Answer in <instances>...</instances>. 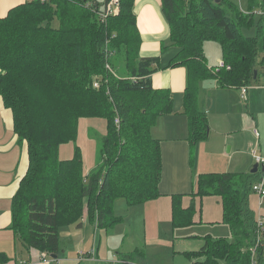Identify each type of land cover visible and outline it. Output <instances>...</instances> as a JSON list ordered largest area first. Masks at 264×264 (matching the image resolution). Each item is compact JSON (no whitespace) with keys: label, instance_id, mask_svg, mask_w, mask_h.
I'll list each match as a JSON object with an SVG mask.
<instances>
[{"label":"trees","instance_id":"obj_1","mask_svg":"<svg viewBox=\"0 0 264 264\" xmlns=\"http://www.w3.org/2000/svg\"><path fill=\"white\" fill-rule=\"evenodd\" d=\"M110 1L26 0L0 17V96L29 153L11 228L28 250L57 256L62 226L81 225L86 215L109 231L122 220L114 210L118 198L131 206L159 198L163 160L152 128L172 111L173 93L153 86L155 71L187 68L184 112L192 145L209 136L207 114L197 102L200 82L213 78L240 88L264 73V0H249L250 13L230 0H162L172 43L179 47L165 67L158 56L140 54L135 0H119L118 12L104 16ZM256 7L261 8L257 33L245 36L241 29L255 24ZM207 40L221 42L231 70L208 67ZM82 118L100 132V163L87 175L76 143ZM69 142L76 143L74 156L59 159L60 145ZM259 176L260 170L198 176L196 195L222 197L223 220L233 235L203 236L201 250L189 253L203 257L196 264H263L264 231L259 240L250 207ZM8 260L0 254V262Z\"/></svg>","mask_w":264,"mask_h":264},{"label":"crops","instance_id":"obj_2","mask_svg":"<svg viewBox=\"0 0 264 264\" xmlns=\"http://www.w3.org/2000/svg\"><path fill=\"white\" fill-rule=\"evenodd\" d=\"M25 1L0 0V17L6 16L11 8ZM134 5L137 27L142 37L141 56H158L161 66H167L177 54L179 47L172 43L170 27L162 12V0H135ZM187 74L185 66H176L158 69L151 76L155 88L167 87L173 93L172 111L161 115L152 128L153 136L161 142L163 165L165 164V156L169 157L171 165H167V177L165 170L164 172L162 170L158 187L161 192L159 198L134 206L127 205L130 208H139V213L144 212L142 215H146L145 217L153 222L154 227L144 235V243L134 246L133 249L124 248L119 252L113 247L111 256L107 255L105 259H101L100 246L97 248L94 244L92 249L90 248L87 252L79 254L77 262H91L90 264H196V262L203 260V257L197 254L189 255V253H196L201 250L205 242L203 236L222 237L219 235H230L231 227L223 220L222 197L212 194L203 197L196 195L197 178L201 173L214 171L224 173L231 170V168L227 164L225 169L216 170L212 165L218 159V156L214 155L218 154L208 153L202 149H199L198 152L197 146L193 147L189 140V118L184 112ZM261 74L264 76V73ZM211 80L204 84L211 82L218 86L221 85L217 79H215L216 81L213 79L214 82ZM227 87L237 92L241 91L242 88ZM248 93L249 86L245 96L242 95L241 91L242 99L247 100ZM197 97L200 108L203 101H206L203 89L200 90V84ZM246 110H248L247 104ZM208 133L210 135V127ZM254 159L258 164V170L261 172L263 169L261 163L258 162L257 156ZM197 160L202 167L197 166ZM206 161H208V164ZM28 167V145L24 141H19L14 131L12 109L5 106L0 96V254L6 255L9 259L8 262H0V264H20L24 261L41 264L39 255L41 252H46L38 249H26L16 238L11 228L13 223V199L20 187L22 178L27 173ZM258 198L259 203L264 199L260 196ZM258 205L255 197V204L250 202V207L255 212L256 219L262 218L264 220V211L261 206L258 211ZM115 213L117 216L122 217V220L113 226L112 231L119 224H122L125 218L118 215L116 210ZM84 218L85 221H81V225H76L79 228L83 227V232L84 230H90L89 225L86 228L84 227L89 220L86 217ZM164 222L172 225V235L168 234L162 227ZM90 223L94 228V234H97L99 228H97L96 223L94 221H90ZM224 224L229 230L227 227H223V231L227 230V232L221 233L219 231L222 228L217 230V227ZM177 226L181 229H192L177 236ZM127 230L124 227L123 235H130L134 240V237ZM229 238H232V236ZM56 257L50 256L49 260L58 259ZM221 264H225V262Z\"/></svg>","mask_w":264,"mask_h":264},{"label":"rangeland","instance_id":"obj_3","mask_svg":"<svg viewBox=\"0 0 264 264\" xmlns=\"http://www.w3.org/2000/svg\"><path fill=\"white\" fill-rule=\"evenodd\" d=\"M98 1L102 2V0ZM230 1L234 4L236 3L243 13L252 12V8L254 10V7L248 6L249 0ZM262 2L260 6H262ZM101 7L103 8V5H101ZM260 9V7L255 8V24L252 27L241 29L243 35L253 36L257 33ZM230 13L229 11L228 14L230 15ZM203 53L209 68L217 66L224 59L223 48L220 41H205L203 43ZM257 61V68L261 69L260 59H257ZM120 70L121 69H119V71ZM211 79L207 81L211 80L214 82L215 79ZM205 82L200 83V90L203 89L206 96V101H203L200 105V109L208 115L210 135L208 140H201V142L199 141V143L193 145V147L197 146L198 152L199 149H202L208 153H217L218 155L214 156H218V159L212 167L218 171L220 169H225L226 165L229 164L231 168L229 171L231 172H250L257 164L254 159L255 156L264 158V76L260 72L257 79L249 85L247 100L242 99L240 90L237 92L229 89L227 86H221L220 84V86H218L211 82L204 84ZM246 104L248 105V110H246ZM80 120L76 143L80 146L82 151L83 173L86 175L100 163V147L96 137L97 133L100 132L93 129L89 119L82 118ZM76 143L69 142L61 144L58 149L59 159L73 157ZM206 163L208 164V161H206ZM167 165H171L170 159L168 156H165V164L162 170L163 172L165 170L166 177L168 174L166 170ZM197 166L202 167L198 160ZM262 175H264L263 169L260 172V176L255 181L256 184L262 181ZM255 197L259 204L258 211L260 206L264 211V199L259 203V193L253 191L250 202L255 204ZM127 204L128 203L122 198L115 201L114 207L117 214L125 218L124 222L119 224L113 231H103L99 229L97 234H94V228L86 215L85 217L89 220L84 227L86 228L89 225L90 230H84L83 232V227H77V223L62 226L59 256L57 257L58 259H50V264H90L91 262L79 263L77 259L81 252H87L90 248L92 249L94 244L97 248L100 246L101 259H105L107 255L111 256L113 247L120 252L124 248L129 250L133 249L134 246L143 244L144 235L149 233V230L154 227L153 222L149 221V218L145 217L146 215H142L144 212L139 213V208H130ZM136 216L138 217L136 218ZM259 219L260 218H258L256 222H259ZM124 227L128 229L127 232L134 237V240H132L130 235H123L122 231ZM162 227L168 234L172 235L173 229L171 224L164 222ZM223 227H227L226 224L218 226L217 230L222 228L219 232H227V230L223 231ZM191 229L192 228L181 229L177 226V236L187 233L188 230ZM229 234L230 235L221 234L219 236L229 238L232 236L231 230ZM130 245L133 246L131 247Z\"/></svg>","mask_w":264,"mask_h":264},{"label":"built area","instance_id":"obj_4","mask_svg":"<svg viewBox=\"0 0 264 264\" xmlns=\"http://www.w3.org/2000/svg\"><path fill=\"white\" fill-rule=\"evenodd\" d=\"M118 9H119V0H112L110 1V3L108 4V7L106 9V13L103 14L104 16L108 15V14H116L118 12ZM222 70V69H226V70H231L232 69V66L230 64H228L227 62L224 61H221L215 68L214 70L215 71H218V70ZM96 87H98L99 85V82L98 80L95 82L94 84ZM247 90H248V86H242L241 88V91H242V95L245 96L246 93H247ZM116 122H118V120L116 119ZM257 160L259 163H261L262 165V168L264 167V158L262 157H257ZM264 171V169H263ZM261 182L260 183H257L254 182L253 185H252V189L254 192H257L259 193V196L261 198H264V175H262V178H261ZM82 222L85 221V218H82L81 220ZM258 226H259V230H260V233H259V236H258V239L260 240L261 239V234H262V231H264V220L262 218L259 219V222H258ZM49 255L47 252H41L40 255H39V259H40V262L41 264H50V260H49ZM20 264H33L31 263V261H24V262H21Z\"/></svg>","mask_w":264,"mask_h":264},{"label":"water","instance_id":"obj_5","mask_svg":"<svg viewBox=\"0 0 264 264\" xmlns=\"http://www.w3.org/2000/svg\"><path fill=\"white\" fill-rule=\"evenodd\" d=\"M255 73L257 74V71H255ZM264 169V167H263ZM258 171V164L255 165V167L252 169V172H256ZM53 258H55L56 256L55 255H52Z\"/></svg>","mask_w":264,"mask_h":264}]
</instances>
